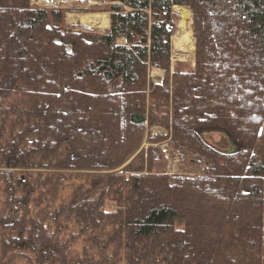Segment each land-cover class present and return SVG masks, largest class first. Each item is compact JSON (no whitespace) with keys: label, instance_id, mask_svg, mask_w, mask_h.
<instances>
[{"label":"trees","instance_id":"trees-1","mask_svg":"<svg viewBox=\"0 0 264 264\" xmlns=\"http://www.w3.org/2000/svg\"><path fill=\"white\" fill-rule=\"evenodd\" d=\"M104 1L99 33L0 0V121L16 136L2 167L36 171L3 177L0 264H264V0ZM175 8L192 13L196 53L172 74ZM154 127L203 175L154 173L168 140L141 151ZM37 171L88 174L66 200L68 174Z\"/></svg>","mask_w":264,"mask_h":264},{"label":"rangeland","instance_id":"rangeland-1","mask_svg":"<svg viewBox=\"0 0 264 264\" xmlns=\"http://www.w3.org/2000/svg\"><path fill=\"white\" fill-rule=\"evenodd\" d=\"M50 1V2H49ZM31 0L32 4L38 7H43L46 9H56L62 12L64 16L65 23L69 27H76L79 29H85V30H92L99 33L107 32L110 28V14L109 13H103L100 10V6H105L106 3L104 0ZM52 2V3H51ZM185 9L191 14V31L193 36V19H192V13L187 8H180ZM179 8H175L174 14L177 16L176 20V31L174 33V36L172 38V74H174L177 71H189L195 67V51L193 55V50L196 44V36L194 33L193 37V44L194 46L192 48H189L184 53H178L174 51V38L179 34V24L182 22L181 18V10ZM89 15H98L105 17L109 21V28L107 29H98L94 27H89L87 25H83L81 23H78V17L83 16H89ZM82 25V26H81ZM182 25V24H181ZM125 40H122L121 43H124ZM166 78L165 71L162 70H152L150 73V82L153 84V86H161L163 85ZM21 102L20 97H12L10 100L7 101L8 105H14ZM3 120V117H1ZM9 121H0V146H6L7 143L12 140L13 136H10L11 130L10 128V121L12 118L8 119ZM148 135L151 138H158L161 136H164L168 140L157 145L159 148V156H161V160H157L155 163V166L153 167L154 173H162L169 176H182V177H197L201 176L204 173V166H199L196 163V159L193 157L192 154L186 153V152H180L177 151L170 143V132H168L166 129L161 127H154L148 130L147 137L145 138L142 150H148L150 148H154L155 146H152V144L148 140ZM209 141V138H208ZM214 147L222 148V150H228L229 146L224 144V140L221 135L219 134H211L210 141H209ZM2 152L0 151V215L5 210V203H6V194L5 189L6 185L4 184V178L8 175H11L14 177V179H22L29 177L26 173H35L34 170H24V169H15L10 170L2 167ZM128 165V164H127ZM41 172V171H37ZM42 172H48L52 174H68V180L66 181L64 185V189L61 193V197L68 200L75 192L76 188L80 186V184L84 183V174L88 173H82V172H59V171H42ZM41 172V173H42ZM78 175H81L79 177ZM34 197V199H36ZM108 211H116L117 205L114 203H110L107 206ZM71 236L78 237V231L77 227L75 225H72L70 227V231L66 235L65 239L68 240L71 238ZM88 245V238H79L76 243L73 245V252L77 255H82L86 246ZM14 259L13 264H27V262L17 256L10 255L7 260Z\"/></svg>","mask_w":264,"mask_h":264},{"label":"bare ground","instance_id":"bare-ground-1","mask_svg":"<svg viewBox=\"0 0 264 264\" xmlns=\"http://www.w3.org/2000/svg\"><path fill=\"white\" fill-rule=\"evenodd\" d=\"M44 1H49V0H44ZM180 10H181L182 25L179 24V34L174 38L173 44H174V51L178 53H184L189 48H192L194 44H193V36L191 31V14L185 9H180ZM78 21H80L78 23H81L83 25H87L89 27H94L102 30L109 28V21L105 17L98 15L78 17Z\"/></svg>","mask_w":264,"mask_h":264},{"label":"water","instance_id":"water-1","mask_svg":"<svg viewBox=\"0 0 264 264\" xmlns=\"http://www.w3.org/2000/svg\"><path fill=\"white\" fill-rule=\"evenodd\" d=\"M192 25H193V23H192ZM194 51L196 52V48H194Z\"/></svg>","mask_w":264,"mask_h":264}]
</instances>
